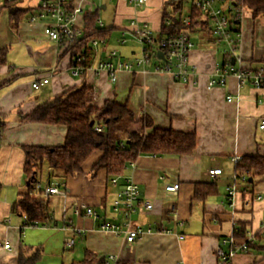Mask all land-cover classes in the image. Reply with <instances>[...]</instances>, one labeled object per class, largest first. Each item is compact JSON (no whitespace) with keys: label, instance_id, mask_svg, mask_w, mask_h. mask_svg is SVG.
<instances>
[{"label":"crops","instance_id":"obj_1","mask_svg":"<svg viewBox=\"0 0 264 264\" xmlns=\"http://www.w3.org/2000/svg\"><path fill=\"white\" fill-rule=\"evenodd\" d=\"M33 1L22 6L33 7L36 0ZM73 2L82 9L76 19L80 30L83 14L90 11H96L101 26L110 29L107 41L99 43L83 74H73L70 53L45 36V21H29L36 10L23 18L15 30L9 28L8 38L0 31V47L7 48L6 63L0 65V126L4 125L0 128V264H17L21 244L33 251L38 248L35 264H80L85 251L104 257L105 264H264V173L250 174L249 197L259 195L260 199H254L249 206L236 207H229L224 200L226 186L237 169L232 158L264 156V128L259 127L264 123V84L239 85L237 78L229 75L223 84L215 82L207 87L210 80L217 81L219 77L217 69L225 63L222 54H228L226 61L234 62V58L229 57L223 42L215 41L210 23L207 21L206 31L198 18H194L192 26L183 24L174 31L185 32L194 44L189 54L193 71L188 82L154 70L155 59H160L155 42L152 48L156 58L143 67L118 69L115 81H111L106 71H96L99 61L133 62L142 48L137 52L126 44L136 40L142 45L136 29L144 26L157 40L165 35L159 34L163 15L170 19L180 15L183 20L190 15L191 5L184 10L188 0H146L141 5L127 0ZM221 5L226 7V3ZM166 23H170L169 19ZM239 29L235 56L241 62L235 65L264 75V16L253 17L242 7ZM114 34L117 47L108 49L106 44ZM111 51L116 55L111 56ZM9 53L15 57L11 61ZM43 78L48 81L37 88L31 86ZM82 82L93 89V103L97 106L113 99L126 103L135 117L148 115L155 127L194 131V151L189 155L140 154L133 166L129 163L117 176V185L110 182L104 169L93 177L89 175L100 151L93 152L75 176L54 177L50 184L44 183V164L40 188L33 192L48 202L51 222L24 226L25 218L17 206L19 193L26 189L22 146L62 145L66 126L21 123L19 117ZM227 96L232 100L227 101ZM213 168H219L221 173L209 175ZM124 176H131L137 183L139 205L152 204L151 209L140 207L130 215L131 227L151 229L132 242L126 241L124 232L115 234L100 228L103 222L124 220L112 208ZM197 182H213L216 191L199 198L195 195ZM167 183H179L178 190L166 193ZM56 184L59 193L43 194V187ZM87 210L95 211L97 219L87 216ZM242 224L245 233L256 234L257 241L248 252H237L227 261L220 259L216 248L221 246L226 251L228 246L221 244L222 239L237 235ZM71 239L73 243L67 245Z\"/></svg>","mask_w":264,"mask_h":264},{"label":"trees","instance_id":"obj_2","mask_svg":"<svg viewBox=\"0 0 264 264\" xmlns=\"http://www.w3.org/2000/svg\"><path fill=\"white\" fill-rule=\"evenodd\" d=\"M229 1L232 5L248 9L253 17L264 16V0ZM19 2L22 1L3 0L2 7L6 11V19L12 30L17 28L23 18L36 10V7L19 5ZM190 15L192 19L199 16L193 8L190 10ZM168 17L163 15L160 36L174 33L177 28L184 26L180 15L173 19ZM168 19L169 24L166 23ZM203 22H201L202 28L208 31L207 21ZM234 23L235 16L232 15L231 28ZM109 30L99 25L96 11L85 12L80 36L70 43H62V46L70 53L72 63H75L77 56L84 55L85 59L80 64L86 67L94 57L91 42L93 40L102 43L107 41ZM6 53L7 48L0 47V65L6 63ZM222 56L226 61L228 54L223 53ZM93 94V89L82 82L80 85L62 90L51 99L38 103L26 114L20 115L21 123L66 126L62 145L22 146L24 152L22 172L26 189L19 193L17 206L25 218L24 226L51 222L48 202L33 192L34 185L41 182L44 164L46 165V182L44 183L50 184L54 177L75 176L81 172L84 161L93 152L100 151L101 156L91 165L89 175L93 177L98 170L104 169L107 178L111 179L122 174L124 168L135 161L140 154L189 155L194 151L196 144L194 131L155 127L148 115L140 114L135 117L126 103H118L113 99H106L97 106L93 103ZM3 126L1 124L0 128ZM96 126L100 127L99 131L94 129ZM236 168H245L251 175L263 174L264 156H242ZM194 186L195 195L199 198H204L216 191L213 182H197ZM245 230L242 224L238 228L237 235L234 236L235 239L236 237L244 238ZM37 258L38 248L33 251L25 245L19 246L17 264H35ZM79 263L105 264V260L104 257H99L93 252L85 251Z\"/></svg>","mask_w":264,"mask_h":264},{"label":"built area","instance_id":"obj_3","mask_svg":"<svg viewBox=\"0 0 264 264\" xmlns=\"http://www.w3.org/2000/svg\"><path fill=\"white\" fill-rule=\"evenodd\" d=\"M10 1V0H8ZM19 5H23V1L29 2L30 0H21ZM74 0H36L33 7H36V13L29 17V21H45L43 27V33L45 36L57 43L62 45V43H70L74 41L81 34V30L76 24L77 16L82 12L80 5H75ZM128 3L141 5L146 2V0H127ZM222 3H226V7H222ZM191 8L196 10L199 14L198 23L203 21H208L210 23V29L214 35V39L217 43L223 42L227 50L229 51V57L234 58V62H230V59L225 61L224 66L217 69L219 77L216 80H210L207 87L212 86L215 82L223 84L229 75H233L237 78L238 84L250 83L254 87H260L264 84V75L258 71H252L249 68L237 67L235 62H241L235 56V50L240 40V29L239 21L241 18V6H235L230 3L229 0H190ZM32 6V5H31ZM235 16V23L232 28L230 26L231 16ZM193 19L191 15L186 16L182 22L185 25H189ZM101 25L100 21H98ZM136 34L138 39L142 43L141 54L135 58L133 62H124L118 60L113 63L108 60L99 61L96 65V71H106L109 75L111 81H115L116 73L118 69H132L133 65L145 66L148 65L150 60L155 57V49L153 50V42L156 45V51H161L162 59H157L154 63L153 68L155 71L169 73L173 78L181 82H188L190 80V75L193 71V67L189 62V54L194 44L186 35L185 32L178 31L175 33H167L155 40L151 32L144 26L136 29ZM99 41L93 40L91 42V47L94 50L97 49ZM111 56H115L116 52L111 51ZM85 59L84 55H79L75 58V63H73L72 73L79 75L84 66H81L80 62ZM48 78H43L38 81L31 83L33 88H37L40 85L46 83ZM227 101L232 100L231 96L226 97ZM261 129L264 128V123L259 125ZM96 131L100 130V127H94ZM241 157L234 156L232 158L235 165L239 162ZM133 166V162L131 163ZM209 175L218 176L221 173L219 168L209 169ZM231 184L226 186V194L224 196L225 203L229 207H236L237 205L249 206L253 200L260 199L259 195H256L254 199L249 197L252 191V176L247 172V169L241 168L236 169L234 175L231 178ZM110 182L113 185L118 184V177L111 178ZM36 191L40 188V185L36 183L34 185ZM179 188V183H170L164 185V191L166 193H175ZM58 185H48L43 187V194L49 195L51 193H59ZM241 193L244 197L240 198ZM139 191L137 183L131 178V176H124L122 179V185L118 189L113 201L112 208L113 211L121 215L124 220L120 223H106L100 224L102 230L111 231L115 234L120 232L125 233L126 241L132 242L136 238L140 237L146 232H150V228L143 230L139 226L131 227L130 225V215L136 210L143 208L149 210L152 207L150 202H143L139 205L138 202ZM78 212V208L75 209ZM87 216H91L93 219H97L98 215L93 210L86 211ZM257 236L254 232L247 231L245 237L238 240L234 236L229 235L222 239L221 244H226L228 249L225 251L221 246L216 248V255L227 261L237 252H248L252 244L257 241ZM73 240L67 242L71 245ZM6 248L9 245L6 243L4 245ZM109 258L115 261V257L110 255ZM180 264V263H178Z\"/></svg>","mask_w":264,"mask_h":264},{"label":"rangeland","instance_id":"obj_4","mask_svg":"<svg viewBox=\"0 0 264 264\" xmlns=\"http://www.w3.org/2000/svg\"><path fill=\"white\" fill-rule=\"evenodd\" d=\"M31 1V0H30ZM34 1L32 0V3ZM26 3L25 1H23V4ZM3 5V0H0V31L1 32H4V36L7 37V31L8 29L10 28L7 20H6V11L5 9L2 7ZM190 6V0H188V3L185 4V9L184 10H187ZM194 20V19H193ZM195 22H191V24H194ZM201 23V22H200ZM10 33L12 31H9ZM3 34V33H2ZM116 34V33H115ZM112 35L111 38H110V41L108 40V43L106 45H108V49H111V48H116L117 47V43L116 42H113V40L115 39L116 35ZM8 38V37H7ZM112 39V40H111ZM126 45H129L130 47H132L133 49H135V51L139 52L140 49L142 48V45L137 42L136 40H134L132 43L128 42V44ZM10 54V53H9ZM11 55V54H10ZM8 55V60H12L14 59V54L11 55ZM190 62V61H189ZM83 71V70H82Z\"/></svg>","mask_w":264,"mask_h":264},{"label":"water","instance_id":"obj_5","mask_svg":"<svg viewBox=\"0 0 264 264\" xmlns=\"http://www.w3.org/2000/svg\"><path fill=\"white\" fill-rule=\"evenodd\" d=\"M157 55L162 59L163 57H162V53H161V51H157Z\"/></svg>","mask_w":264,"mask_h":264}]
</instances>
